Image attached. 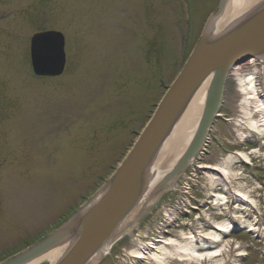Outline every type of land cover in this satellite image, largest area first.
Returning <instances> with one entry per match:
<instances>
[{"label": "rangeland", "instance_id": "374dc122", "mask_svg": "<svg viewBox=\"0 0 264 264\" xmlns=\"http://www.w3.org/2000/svg\"><path fill=\"white\" fill-rule=\"evenodd\" d=\"M215 2L185 0L194 15V28L187 34V22L180 26L186 16L174 0H0V261L90 195L93 183L113 166L129 129L139 127L161 86L175 76L200 35L204 23H197L212 13ZM150 29L162 60L153 74L142 62L151 46ZM44 30L63 33L67 67L60 77L39 81L31 76L28 42L34 32ZM235 91L231 77L204 152L175 183L178 191L160 200L166 203V218L160 220L159 212L147 228L133 229L96 264L144 263L128 250L150 238L160 247L170 236L179 239L181 231L196 228L194 218L178 210L190 206L184 210L194 214L207 199L211 178L198 167L203 161L224 157V148L241 150L228 121L229 106L239 101ZM118 118L123 123H115ZM256 158L261 157L243 171L242 186L264 226V161ZM254 211L248 215L255 217ZM225 238L242 243L239 250L245 252L231 255L233 264H258L264 258L263 245L245 229H232Z\"/></svg>", "mask_w": 264, "mask_h": 264}, {"label": "bare ground", "instance_id": "6f19581e", "mask_svg": "<svg viewBox=\"0 0 264 264\" xmlns=\"http://www.w3.org/2000/svg\"><path fill=\"white\" fill-rule=\"evenodd\" d=\"M219 3L221 7H219L218 13L210 14V23L202 35L206 32L204 45L207 48L214 45L218 51L224 49L226 45H230L236 46V50L242 53L243 59L231 62L230 67L224 72L222 89L224 92L225 84L231 77L237 84L235 97L239 101L237 106L235 104L229 106L232 118H229L228 121L237 141L235 147L241 150L231 152L230 149L224 148V157L216 158L213 163L203 161L198 166L205 175L207 174L211 178L210 190L204 186L200 187L203 193L206 189L207 199L203 201V204H200L199 208H195L194 214L184 210L190 206H182L178 210L182 214L183 212L188 214L190 219L194 218L196 228L192 229L188 225V231H181L179 239L170 236L165 242H160V247H156V244L153 243L154 240L150 238L149 242L139 243L136 248L129 249L128 253L139 263L145 259L144 263L146 264H171V259H173L174 264H233L229 261L231 255L239 253L238 256H240L245 252L239 250L243 247L242 243L230 242L225 238L232 229H245L246 232L253 234L255 239L263 245L261 250L264 255V226L258 223L257 217L260 214L254 211L255 204L244 191L245 186H242L243 181L245 182L243 171H246L248 167L252 168V159L261 157L256 159L264 161V82L247 41H243L242 44L239 41L236 42L234 35H241L243 31L230 0H219ZM200 20L201 17L198 21ZM210 81V77L199 79L193 90L181 98L178 110L176 109L177 112L175 110L173 114L174 119L170 117L165 122L171 123L167 130L162 128L159 136L148 145L146 152L136 155L133 174L118 188L120 192L117 191L113 195L114 197L103 199L105 208L101 207V210L108 209L109 206L122 205V207L116 208L120 213L118 222L114 223L116 225L106 234L103 242L92 253L93 256L84 260L82 264H93L101 260V257H105L110 249L130 231L138 229L140 225L147 224V228L154 223L156 214L159 212L161 213L160 220L166 218L163 212L166 203L160 202V200L169 192L178 191L174 186L175 183L182 179V175L186 174L187 169L193 165L194 159L204 152V143L201 142V145L195 149L191 156L187 158L186 155L192 142L198 137L197 130L207 104L206 91ZM221 99L223 102V96ZM209 129L210 127L207 128L205 137H207ZM257 136H263L262 141L255 140L254 138ZM204 138L201 141H204ZM127 156L125 154V158L122 159L118 154L116 157L118 165L121 166ZM103 194L104 192L99 193L89 201H98ZM189 195L184 197L187 203H189ZM234 205L236 206L233 207ZM163 208L164 210H162ZM249 209L257 215H254L255 217L248 215L250 214ZM97 210L100 211L99 208ZM166 212L168 213L169 210ZM218 212L221 213V216L218 217L219 220L215 217L219 215ZM88 224L90 223L82 222L72 226L61 237V240L58 239L60 238L59 233L50 237L59 240V243L50 247L46 246L43 249L46 250L45 253L41 254L39 251L38 255L26 264H58L71 250L83 231L89 228ZM53 232L51 231L49 235ZM260 262L258 264H264V258Z\"/></svg>", "mask_w": 264, "mask_h": 264}, {"label": "water", "instance_id": "95a60500", "mask_svg": "<svg viewBox=\"0 0 264 264\" xmlns=\"http://www.w3.org/2000/svg\"><path fill=\"white\" fill-rule=\"evenodd\" d=\"M230 2L243 31L241 35H234L236 36V42L239 41L242 44L243 41H247L264 82V0H230ZM219 7H221V4H219L216 13H218ZM205 33L197 43L182 71L162 98L156 112L133 149L110 180L108 190L104 193L105 195L103 194L101 199L85 213L55 230L54 234L48 235L37 244L2 264H25L29 262L38 255L39 251H41V254L45 253L46 250L44 251L43 249L46 246L50 247L59 243V240L51 239L50 237L59 233L60 238L58 239L61 240V237L69 228L82 222L90 223L88 224L90 225L89 228L83 231L71 250L65 254L58 264H82L84 260L88 259L103 242L110 229L114 228L116 225L114 223L118 222L117 219L120 215L119 210H116V208L122 207L120 204L101 210V207L105 208L103 199L105 197H114L113 195L117 191L118 193L120 192L118 188L133 174L136 155L140 152H146V148L159 136L162 128L167 130L171 123H165L166 120L173 117L181 98L193 90L199 79L210 77L211 81L207 89V104L197 130L198 137L197 140L192 142L187 154H185L188 158L194 153L195 149L201 145V140L205 137L207 128L211 124L219 106L225 76L224 72L230 67L231 62L243 59L242 53L236 50V46L226 45L224 49L218 51L214 48V45L208 48L205 47ZM30 57L36 74L45 76L60 74L64 65L63 37L61 34L56 32L35 34L30 41ZM98 208L100 211L97 210ZM89 215L90 217L88 218Z\"/></svg>", "mask_w": 264, "mask_h": 264}]
</instances>
